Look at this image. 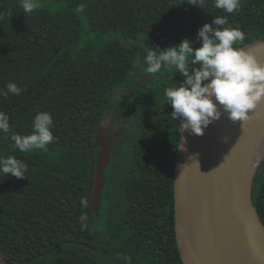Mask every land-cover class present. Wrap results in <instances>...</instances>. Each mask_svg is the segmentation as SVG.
Instances as JSON below:
<instances>
[{"label":"trees","instance_id":"16d2710c","mask_svg":"<svg viewBox=\"0 0 264 264\" xmlns=\"http://www.w3.org/2000/svg\"><path fill=\"white\" fill-rule=\"evenodd\" d=\"M52 1L27 13L21 0H0V89L8 82L23 89L0 96L11 125L0 132V157L28 165L24 178L0 172V255L15 264H183L173 209L181 121L164 95L183 78L168 66L147 73L145 57L149 47L159 53L184 38L199 47L197 30L218 16L245 33L234 47L264 40V0H241L231 14L214 0L203 9L183 0ZM42 111L52 116L55 140L20 152L11 136L31 134ZM107 117L110 128L128 123L99 145ZM105 145L95 213V160ZM253 195L264 221V156ZM85 213L86 229L79 221ZM100 215L101 234L94 222Z\"/></svg>","mask_w":264,"mask_h":264},{"label":"clouds","instance_id":"9594fccd","mask_svg":"<svg viewBox=\"0 0 264 264\" xmlns=\"http://www.w3.org/2000/svg\"><path fill=\"white\" fill-rule=\"evenodd\" d=\"M184 2L203 9L206 0ZM20 6L24 12L32 13L42 4L40 0H21ZM214 6L231 14L241 8V0H214ZM197 37L200 46L195 49L188 38L175 46L160 49L159 53L151 50L156 47H149L145 61L149 74L158 73L163 66L174 67L180 74L183 79L176 86L165 89L166 103L172 106V118L181 121L180 133L188 131L203 135L204 129L224 113L234 123L242 124L250 119L249 113L264 100V64L250 51L234 47L245 39V33L232 27L226 17L218 16L211 23H204L197 30ZM189 62L198 63V67H191ZM6 89H0V96L19 95L23 90L15 82H8ZM53 127L51 114L38 112L31 134H13L11 139L20 152L43 150L55 140ZM10 128L9 116L0 111V132L8 133ZM27 170L28 165L23 159L11 155L0 157V172L5 178H24ZM80 205L88 208L90 201L81 198ZM88 220L87 213L79 216L82 228L88 227Z\"/></svg>","mask_w":264,"mask_h":264},{"label":"water","instance_id":"95a60500","mask_svg":"<svg viewBox=\"0 0 264 264\" xmlns=\"http://www.w3.org/2000/svg\"><path fill=\"white\" fill-rule=\"evenodd\" d=\"M242 48L264 64V40L253 41ZM254 110L249 113L250 119L242 124L232 122L224 113L204 129L203 135L180 133L174 162L173 209L175 238L183 264H264V221L253 195L257 166L252 167L249 160ZM200 142L205 143L217 189L229 194L206 250L192 242L187 224L188 189ZM108 160V145H105L95 160L91 189V206L95 213L100 206L105 180L103 168ZM0 264L15 263L0 255Z\"/></svg>","mask_w":264,"mask_h":264},{"label":"bare ground","instance_id":"6f19581e","mask_svg":"<svg viewBox=\"0 0 264 264\" xmlns=\"http://www.w3.org/2000/svg\"><path fill=\"white\" fill-rule=\"evenodd\" d=\"M249 141V160L255 167L264 155V100L253 111ZM228 199L229 194L216 187L205 143L200 142L187 200L188 234L198 248L206 250L209 247Z\"/></svg>","mask_w":264,"mask_h":264},{"label":"rangeland","instance_id":"374dc122","mask_svg":"<svg viewBox=\"0 0 264 264\" xmlns=\"http://www.w3.org/2000/svg\"><path fill=\"white\" fill-rule=\"evenodd\" d=\"M42 4L46 5V4H49V3H53L52 0H45V1H41ZM128 123V119L124 120V122L121 124L122 126L121 127H113V128H110V118L107 117L106 120L104 121V124L101 128V138L99 140V145H103L106 143V136L107 134L112 130V135H110V139H113V138H118L123 132H124V129H125V126L127 125ZM105 215H100V216H95L94 217V222L97 224L96 226L98 227L99 229V234L102 233L101 231V228H100V225L104 219ZM99 225V226H98ZM105 228V227H104Z\"/></svg>","mask_w":264,"mask_h":264}]
</instances>
